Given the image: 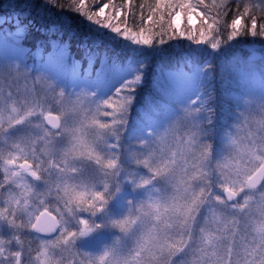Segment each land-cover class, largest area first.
<instances>
[{
    "label": "snow or ice",
    "instance_id": "obj_1",
    "mask_svg": "<svg viewBox=\"0 0 264 264\" xmlns=\"http://www.w3.org/2000/svg\"><path fill=\"white\" fill-rule=\"evenodd\" d=\"M44 3L64 7L58 0H44ZM127 3L130 5L131 0ZM229 5H233V0H213L211 5L205 4L204 0L195 3L192 0H155L154 5L139 6L142 23L145 8L148 24L153 23L157 13L161 21L167 14L169 33L163 25L159 31L129 26V13L122 7L117 8L114 0H69L68 11L83 17L88 22V30H72L67 18L51 22L47 31L57 38L49 40L47 51L43 46L36 48L34 55L40 60L47 56V60L32 67H25L30 50L19 46L27 33L21 17L31 15L35 6L32 0H15L10 5V14L0 15V38L6 36L16 46V54L10 61L7 64L0 62V141L12 149L7 159L0 149V171L4 173L0 180V202L7 205L0 206V264H65L63 253L79 255L73 251L76 240L98 227L95 222L90 224L88 219H77L78 224L84 225L77 231L66 226V215L79 217L82 212H89L95 216L102 212L108 202L106 194L112 192V185L107 180L103 191H96L83 182L74 183L73 174L80 169L73 163L88 161L105 177L119 175V152L123 133L127 131V116L152 69L149 60L133 65L109 56L102 51L103 41L94 39L96 34L102 35L103 30H107L123 41L151 46L156 51L158 45H167L169 40L180 38L193 45L220 49L222 44L240 36L264 37V0H239L234 8ZM198 8L204 11H197ZM209 9L212 15L208 14ZM229 13H232L231 18ZM205 16H208L207 20ZM65 34L67 40L63 39ZM74 46L84 52L83 60L75 59ZM249 51L246 64L257 59L264 62V48L258 52L253 47ZM70 61L76 74L71 85L50 70V65L67 66ZM32 71L40 75L33 78ZM233 71L241 78L255 77L258 72L264 87V63L258 69ZM117 78L121 83L115 95L95 102L102 86ZM214 80L213 66H202L193 52H186L180 55L176 67L160 69L153 86L158 102L168 108L167 101L185 87L197 81ZM212 91L214 93V87ZM212 98L211 95L204 97L205 104ZM90 102H95L94 106ZM201 111L202 108L183 110L182 119L190 122L193 129L186 139L177 137V126L170 125L159 136L154 133V139L140 141L145 151L129 153V158L137 166L148 167L152 176L151 179L137 176L133 171L128 179L142 187L152 179L164 176L169 180L172 192L156 198L150 195L128 215L111 220L122 234L131 237L130 247H122L117 239L100 255L93 257L85 253L88 260L81 264H264V221L254 227L259 247L245 249L242 255L240 247L235 246L236 215L244 210H254L264 217V142L248 145L235 138L232 140L237 156L219 165L220 187L224 194L215 195L211 174L204 167L211 156L212 144L204 139L210 135L203 127L205 122L196 119ZM206 123L211 125V118ZM257 124L264 128V120ZM169 138L178 143L177 151L167 154ZM177 154L184 162L191 155L198 163L191 165V172L183 168L179 176L173 175L174 167L164 171L169 164L175 166ZM18 160L23 162L17 163ZM48 169H55L57 178L45 193H37L28 177L42 180ZM5 183L9 188L6 198ZM45 183L49 181L45 180ZM13 185L21 189L19 195L10 190ZM53 190L56 198L63 202L62 211L53 209L60 217L59 221L46 202ZM115 191H119V181H116ZM201 219L203 227L199 226ZM209 224H215L216 230L210 231ZM57 226L58 236L40 238L33 256L30 244L26 245L20 235L22 230L30 228L51 233L57 231ZM5 227L11 230L7 238ZM225 233L232 236L231 246L222 243ZM14 243L16 250L12 247ZM56 249L60 250V256Z\"/></svg>",
    "mask_w": 264,
    "mask_h": 264
},
{
    "label": "rangeland",
    "instance_id": "obj_2",
    "mask_svg": "<svg viewBox=\"0 0 264 264\" xmlns=\"http://www.w3.org/2000/svg\"><path fill=\"white\" fill-rule=\"evenodd\" d=\"M41 0H32L35 7L40 9V13L44 14L45 10L50 9L47 6H44L40 3ZM151 5H154L155 0ZM207 3L209 1L213 2V0H205ZM204 3L206 4V2ZM15 2L11 0H2L1 1V8H0V15H9L11 12L10 5ZM143 4H147V0L142 1ZM193 2V1H192ZM194 1L193 3H195ZM239 0H236L238 3ZM133 4V0H131ZM114 4L117 8L122 7L126 13H129L128 22L129 26L134 28H152L157 31L160 30L161 26L163 25L164 28L170 33L171 28L168 27V15H165L164 21L159 19V13L154 18L152 24H148L146 22L148 11L147 8L144 9V22H141L140 19V10L138 9L137 12H133L132 6L127 3V0H114ZM142 4V5H143ZM46 8V9H45ZM197 11L203 12V8H198ZM134 14V15H132ZM209 15H212V10L209 9ZM67 16V17H66ZM69 16H73V18H69ZM62 18H67L72 26V30L83 32L88 30V22L83 19V17L78 16L76 13L67 12L62 13L59 21ZM208 19V16H205V20ZM29 26L35 27L36 29L40 30L41 33H45L42 35L33 38L29 35L30 27L27 28L26 35L20 41V47L29 49V53L27 55L26 63L29 67L38 66L44 63L47 60V56L44 57V60L38 59L34 52L38 46H43L45 51L48 49V42L50 39H55L57 37L52 36L50 32H48V23L42 21V19H37L35 16L30 17ZM197 25H199V20H196ZM10 27L9 26H5ZM184 27L187 28L188 25L184 23ZM238 38V37H237ZM232 40V45L230 47H225V50L220 49H212L213 54L211 59L208 60V65L213 66L215 71V80L213 82L210 81H197L192 83L191 85L185 87L178 95L173 98H170L167 101L169 105L168 108H164L158 102L159 97L155 91V88L149 91L145 98L133 103L132 108L130 109L128 116H127V131L123 133L129 143L133 145L140 144L142 139H154L155 136H159L162 134L166 128L169 127V122L173 119L176 111L179 108H202V111L207 109V106L210 103H214L217 111L219 113L218 118V125L223 126L229 120H231V106L233 102L239 101L245 94L255 92L264 94V87L261 86L259 74L257 72L255 77H245L241 78L238 72L233 71L234 69L238 68H256L258 69L259 66L264 63L257 59L255 62L247 63L248 57L250 55V48H256L257 51L261 48H264L259 43H250V44H242L237 45L236 40ZM64 40L68 39V35L65 34L63 37ZM94 39H100L103 41V48L102 51L108 53L109 56L118 57L121 61H129L131 64L135 65L138 64L141 60H149L150 68L153 70L154 67L161 69L162 65H155L153 62L152 57L155 54L164 53L165 55L162 56L165 60V63L168 68H174L177 65L179 57L181 54L186 52H193L196 56V59L199 60L200 53L198 50L201 48H206L207 45H193L192 42L187 41L183 38L180 40H169L167 45H158V51L154 50L151 46H143V45H134L129 41H123L115 33H109L107 30H103V34H96ZM167 39V37H165ZM14 45L13 41L6 38H0V62L7 64L10 59L16 54L14 52ZM118 49V54L113 53L112 51ZM234 50V51H233ZM159 52V53H156ZM124 53L126 57L121 58L119 55L123 56ZM73 55L76 60L80 61L84 58V52L78 50L75 46L73 47ZM166 58H165V57ZM129 58H131L129 60ZM86 66V62H85ZM50 70L53 73L59 74L69 85L72 84L75 78V72L71 65V61L67 66H60V65H50ZM149 73H153L152 71ZM220 74L221 76H226L228 78V82L222 81L220 77L218 78L217 75ZM121 82L118 78L112 79L104 84L99 92V99L95 102H101L103 100H107L110 97H113L116 93L115 86ZM7 86V82H6ZM214 87V93H213ZM71 88H69V91ZM79 91V88L76 89ZM212 96L213 98L205 104L204 97ZM114 99L118 100V97H114ZM138 100V99H136ZM90 102V103H95ZM5 127L7 125L5 124ZM37 133L39 130H35ZM155 133V136L153 134ZM114 142V141H112ZM173 140L169 138L168 144L171 145ZM127 148V144L125 145ZM222 145L217 142L216 144V151H221ZM0 149L3 150L5 159H7V155L12 149L10 146L3 141H0ZM23 161L18 160L17 163H22ZM32 161H29L31 163ZM74 167L80 169L77 173L73 174L74 183H85L89 187L94 188L96 191H103L104 190V181L107 180L109 184L112 185L111 191H115V184L110 177L103 176L95 165L88 164L86 161L84 162H74ZM47 167V165H46ZM44 179L42 180H35L34 177L29 176L28 181L33 184L34 190L37 193H45L50 187L51 183H54L58 173L55 169H48L47 172L44 174ZM4 173L0 171V180H3ZM151 179V177H149ZM213 181V192L215 195L223 196V190L220 187L221 178L219 174L211 177ZM45 180L49 181L48 184L45 183ZM120 177H116V181H119ZM164 188V181L163 179H156L154 180L153 184L146 186V187H136L135 189H130L126 183H119V191H115L116 194L112 197V199L108 202L107 206L102 212H97L95 216H92L89 212H82L79 217L77 216H65L64 219L67 221V227L72 231H77L79 228H83L84 225L82 223L78 224L77 219H88L89 223L92 224L95 222L98 227L94 228V231L89 236L79 237L76 241L75 249L73 250L74 253H78L79 255L63 253V259L65 264H68L69 260H72L74 264H81L82 261H87L88 257L85 256V253H90L94 257L96 254L103 252L107 248H111L114 242L118 239L121 242L122 247L127 248L131 246L132 240L131 237L125 236L120 232V230L115 227L111 220L122 218L123 216L128 214L130 208H133L134 205L144 201L148 194L157 189ZM9 190L7 183H5V198L7 191ZM17 195H19L21 189L17 188L13 185L10 189ZM47 205L49 206V210L57 215L56 211L53 209L60 208L62 211V201H59L56 198V193L53 190L52 194L46 198ZM0 206L6 207L7 205L3 202H0ZM19 215V214H18ZM204 215L206 216L207 213L205 212ZM242 215V214H240ZM59 217V216H58ZM60 220V217H59ZM107 221V222H106ZM201 227L205 226L203 224V220L201 219L200 225ZM210 231H215L217 226L215 224L207 225ZM10 229L5 227L4 234L7 238L10 234ZM48 238L43 237L34 232V229H23L20 233L22 239L26 241V245L30 244L32 248V255L35 256V250L40 245V238L44 239H54L58 236ZM198 235V233H197ZM228 242L227 240L225 241ZM235 246L239 248L241 246V239L239 236L235 239ZM13 250H16L15 243L13 244ZM57 256H60V250H55Z\"/></svg>",
    "mask_w": 264,
    "mask_h": 264
},
{
    "label": "clouds",
    "instance_id": "obj_3",
    "mask_svg": "<svg viewBox=\"0 0 264 264\" xmlns=\"http://www.w3.org/2000/svg\"><path fill=\"white\" fill-rule=\"evenodd\" d=\"M25 67H28V65H25ZM31 75L33 78H35L36 76L40 75V73L32 71ZM95 99H99V94ZM183 110L184 109L178 107L176 114L174 115L173 119L169 122V126L176 125L178 129L177 137L186 139L187 134L192 132L193 129L189 126L190 122L182 119ZM209 118H211L212 120L211 125H208L206 123ZM218 118L219 113L214 103H210L205 111H201L196 116L197 120L205 122L203 124V127L210 132V135L205 137L204 139H206L212 144V152L210 158L204 164V167L211 174V177L218 174L219 165L222 164L226 159H231L237 156L235 146L232 144V140L234 138L238 139L241 144L248 145H259L260 143L264 142V128L259 127L257 124V121L264 120V94L255 92L247 93L239 101L233 102L231 106V120H229L223 126L218 125ZM217 142L222 145L221 151L219 152L216 151ZM177 143L178 141L173 140L172 144L168 145V147L165 149L166 153L170 154L172 152H176ZM126 144L127 148H125ZM143 151H145V149L141 144L133 145L132 143L128 142L125 136H122L121 149L119 152L121 159V169L118 175L120 177L119 183H126L130 189H135L137 187L132 180L128 179V176L131 172L134 171L137 176H144L145 178H149L152 176V173L148 167H145L144 165L137 166L129 158V153H139ZM174 159L176 161L175 166L169 164L168 168L164 169V171H168L169 169H172L174 167L173 175L175 176L181 175V171L183 168H188L189 172H191V165L194 163H198V161L191 155L188 156L187 162L182 161L178 154L174 157ZM86 162L88 164H91V162ZM110 178L113 180L116 186V177ZM156 179H163L164 188L157 189L156 191L151 192L150 194H148L147 198L144 201H147L150 195L153 198H156L163 197L165 194H170L172 192L171 184L169 183V180L164 176H158L155 179H152L151 183L142 187H146L153 184L154 180ZM115 194L116 192L112 191L111 194H106L105 198L109 202ZM107 204L105 205V207L107 206ZM140 204L141 202L134 205L133 208L129 209V211L138 208ZM235 220V228L238 229V231L235 232V239L237 236H239L241 239V254L243 255L245 249L252 248L254 250L256 247H259L260 241L257 236V233L254 231V227L256 223L264 221V217H261L254 210H244L238 215H236ZM93 231L89 232L86 236L92 234ZM224 235L225 240L222 241V243L227 240V244L231 246L232 236L228 233H225ZM75 246H77L76 242ZM103 252L98 253L96 255H100ZM256 254L259 255V253ZM235 258L236 257L233 256V259ZM68 264H70V261H68Z\"/></svg>",
    "mask_w": 264,
    "mask_h": 264
},
{
    "label": "trees",
    "instance_id": "obj_4",
    "mask_svg": "<svg viewBox=\"0 0 264 264\" xmlns=\"http://www.w3.org/2000/svg\"><path fill=\"white\" fill-rule=\"evenodd\" d=\"M1 1L0 0V8H1ZM11 1H15V0H11ZM143 0H133V4L131 3L130 6H132V10L133 12H137V10L139 9V6H141L143 4L142 2ZM193 2L196 0H192ZM205 1V0H204ZM58 2L60 4H63L64 7L60 8V7H55L53 5H48L44 3V0H41L40 3L43 4L44 6H47V9L45 10L44 14L40 13V9L38 7H33L31 15L25 17H21V22L22 24H24L27 28L30 27L29 26V18L35 16L37 19H42V21H45L48 23V25H50L51 22L56 21L58 22L62 13H66L68 12V4H69V0H58ZM148 5H151V3L153 2L152 0H147ZM206 2V1H205ZM236 3V0H233V5H229V7H233L234 8V4ZM206 4L211 5L212 2L209 1L208 3L206 2ZM46 9V8H45ZM232 13H229V18H231ZM67 17V16H66ZM73 18V16H69V18ZM45 35V33H41L40 30L36 29L35 27H30V32L29 35L32 36L33 38H37L39 36ZM232 41H227L226 43L222 44L221 46V50H225V47H230L232 45L231 43ZM250 43H259L264 47V37H252L251 35L248 36H240L237 38L236 40V44L237 45H242V44H250ZM207 49L206 48H201L200 50H198V52L200 53L199 56V62L202 66H208V60L211 59L213 54H216L215 52H212L211 47L209 45H207ZM234 51V50H233ZM113 53L118 54V49H115L112 51ZM159 53V52H156ZM165 55L164 53H160V54H155L152 59L155 65H162L161 68L164 69H168V66L165 65V63L168 61H170L169 59L165 60L164 58H162V56ZM121 58L126 57V54L124 53L123 56L119 55ZM165 57V56H164ZM166 58V57H165ZM160 70H158V68L154 67L152 72L153 73H149L148 77L146 78V82L145 84L138 90L137 92V99L136 101H138V103L140 102V100L144 99L146 94L151 91L152 89H154L153 86V80L156 77L157 73ZM217 77L222 80V81H226L228 82V78L226 76H221L220 74L217 75ZM120 83L119 82L115 88L120 87Z\"/></svg>",
    "mask_w": 264,
    "mask_h": 264
},
{
    "label": "water",
    "instance_id": "obj_5",
    "mask_svg": "<svg viewBox=\"0 0 264 264\" xmlns=\"http://www.w3.org/2000/svg\"><path fill=\"white\" fill-rule=\"evenodd\" d=\"M52 215L55 216L57 218V220L59 221V218H58V216L56 214H54L52 212ZM34 231L37 234L42 235V236H45V237H54L59 232V226H57V231H54V232H51V233H47V232H37L35 229H34Z\"/></svg>",
    "mask_w": 264,
    "mask_h": 264
}]
</instances>
